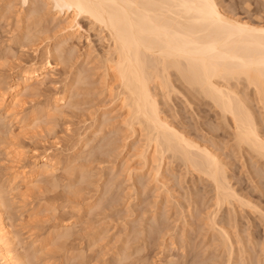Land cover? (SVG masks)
<instances>
[{
    "label": "rangeland",
    "instance_id": "1",
    "mask_svg": "<svg viewBox=\"0 0 264 264\" xmlns=\"http://www.w3.org/2000/svg\"><path fill=\"white\" fill-rule=\"evenodd\" d=\"M14 1L15 0H0V4L2 3L0 5V88H4L5 86L6 88L12 87L16 84L17 80L20 78L19 66H22V64H38L43 62L45 58L48 57L47 47L49 45L55 46L59 41L61 42L62 28L74 18H71V12H68L69 14H67V11L65 12L63 10L59 12L56 5L50 4L45 6V8L49 7L48 10L50 9L49 14V11L46 10V14L48 15L45 14V17H43L44 15L37 16V19L31 18L28 20L27 13L29 10H27L26 0ZM23 1L26 4L25 6ZM217 1L230 15H237V17L245 18L249 13L250 16L252 15V18L250 17L252 20H257L260 17H262V19L264 18V14L262 15L264 11V0ZM244 3L247 5L249 4L248 6H253V9L250 8L254 12L257 11L254 16L253 13H251L253 11H248L249 8H246L247 10H244L245 8L243 9ZM3 5L5 8H12L10 10L7 8L3 10ZM256 8L262 9V11L260 12L259 10L258 13ZM6 11H9V13L11 11V13L9 14ZM245 11H248L247 14ZM58 12L59 14H57ZM18 16L22 18H18ZM16 19L19 21L22 19V21L19 22ZM75 20L77 23L75 26L77 35H74V37H71L67 41L68 45L66 43L64 47L65 52L63 51L62 54L65 55L66 58L68 54H70L71 60H73V58L75 60L71 61L68 57L71 63H69V60H67L66 63V59H61L62 55H54L58 57L53 56L52 58V61L54 60L52 77L54 79L52 77H50L49 80L47 79L46 83H48V85L46 84L47 86H43L44 88L41 87L42 92L39 97H37V95L31 96L30 94H26L28 97L26 95L22 97L24 105L19 107V109L22 108L19 113L22 112L23 116L27 114V119H25V123L23 121V124L29 127L26 126L25 128L23 124L21 125L20 120L15 121L11 117L10 119L9 117L4 119L0 111V131H3L5 128L4 132L7 133L10 131L9 129H11L12 134L14 133V135L18 134L21 136V143L20 140L17 142L18 144L15 142L18 152L27 154L29 151L32 153L36 151L38 153L40 149L41 151L39 153L53 154V158L57 156L54 158L56 162L58 161L55 172L58 175L56 174L55 182L59 183L56 184H58L60 188H56L55 192L59 193V195H57L61 198H57L53 203H51L52 200L50 202L45 199H43L45 201L42 200V202L38 199L37 202L36 198H33L35 201L30 198L32 201L26 199V202H24L21 198L22 193L20 191L16 192V190H11L13 187L11 184L12 177L7 175V171L11 168L13 163H11V157H8L11 155H8V151L5 149L6 146H0V187L6 191L8 189L7 193L11 191L8 196L14 197H10L13 200L15 199V201L12 200L14 203L17 202V205L18 202L19 204L21 203L17 208L18 212L20 207L19 214L16 212L17 205L15 206L13 218L16 217V215L18 216L14 218L16 221L14 219V222L11 220V224H16V222H19V219H23V221L19 222L23 225H18L19 227L16 226V228H14L15 230L18 228L20 233H22L20 237H24V240L27 239L26 241L29 242L31 240H29L30 238L28 239V236L33 231L35 234L32 237L33 239H41L40 243L43 242V245H46V242L47 244L49 243L42 252L45 253L43 254L45 255L43 256L44 258L40 257L42 256L41 253L39 256L40 261L38 262L37 259L36 262L39 264H41V262L44 264V261L45 264H94L95 262L96 264H175L176 262V264H221L222 262V264H264V162L260 161L261 159L256 157L254 153L248 152L249 149H246L245 152H241L237 144H235L236 142L234 141L233 135H231L232 133L229 132L230 130H228L227 124L224 119L221 118L218 109L210 106L206 101L195 99L194 96L196 94H190L185 88L186 86L184 87L179 83L175 84L177 90H173V95L170 98H168V95L166 96L160 93L159 103L161 104V109L165 118H167L173 126L175 125L177 129L179 128V130L186 133L188 137L195 139V141L200 142V144H207L209 148L216 150L217 153L221 155L224 162H226L225 164L228 170V176L231 178V184L236 191H238L239 195L243 196L245 199H249L253 204H256L261 212H263L261 215V212L256 210L257 207H251V205L247 206V204L244 206L238 203L236 204L238 210L236 209L233 211L230 206L228 207L230 209L227 207H223L224 210L221 209V214L219 213V217L217 218L218 221L223 219L231 221L232 219L230 217L232 215L230 214L234 212L233 216H237V218H235L236 216H232L233 221H231L230 225L228 224L230 221L227 223L228 225L226 224L227 221H225V226L227 225L226 227L232 228H229L232 232L228 230L233 235V237L231 235L232 241H234L233 245L235 246L233 247L234 249L236 248V252L233 249L235 253H233V255L231 254V256L230 250H227L222 241L223 239H220L222 236L219 233L216 235L217 231L210 229L212 226L208 221V216L212 217L213 214L210 215V212H212V210L216 211V208L214 209L215 199L213 198L215 197L214 190L212 189L213 185L204 176L203 178L202 176L199 177L197 173L193 174L192 171L188 172L186 166L181 163L183 162L182 160L177 158L176 160L174 158L175 161L171 162L173 159V157H170L171 154L167 155V157L169 156V165L168 167L166 166L168 164L166 161L167 163L164 164L165 169H162V172L164 170V175L161 174L162 178L160 177L161 180L166 183L165 186L162 188V184L157 182L158 180L156 181L154 170L151 172L152 170L146 165H143V160L141 161L138 154L144 145L142 141H144L145 137H141L142 135H139V133H136L137 135H135V133L133 134L132 130L127 128V125H124L127 113L121 108L118 99L114 96L118 91L117 86L114 85V98L112 94L110 96L109 91L105 89L106 86L103 79L105 78L104 64L109 52L107 32L104 30L100 31L102 29L99 30V27H97L98 25L94 24L86 17L78 16ZM36 21L37 24H34ZM39 21L40 23L38 24ZM35 25L37 27H35ZM28 26H31L32 30L34 27L33 33L30 32L32 35L36 33L34 39L32 35V41L30 40L31 38H28L29 40H20L21 38L19 37L20 39H18L17 36H21V33L25 32ZM28 29L30 30V28ZM38 33L40 34L38 35ZM36 36L37 41H35ZM38 38L40 39L38 40ZM24 44L26 45L24 46ZM64 63H66V65ZM49 81L51 83L53 82V86ZM67 84L69 85L67 86ZM45 89L46 92L44 91ZM239 90H241L240 92L245 94V96L248 95L249 102L253 103L250 106L254 109L253 111L256 113L255 116L258 118L257 121H260L258 122L261 127L260 131L264 134L263 109L261 104L258 105L255 92H253L252 88L247 89L244 85H240ZM47 92L49 94L46 95ZM54 95L55 97H59L60 95H63V97L65 96L64 101L57 104L55 102V97H53ZM163 95H165V99ZM25 98L27 102L24 100ZM46 101H49V104ZM57 106L59 107L57 108L58 114L62 111V114L59 116L56 115L57 118L48 120L45 117H43L44 119L40 117L44 114L42 112L40 115V110H47L48 108L54 111ZM36 117H40L44 120L45 124L41 123V121L37 122V120L40 119H37L36 122L33 123ZM2 120L5 121L3 122ZM49 129L53 131L50 132ZM20 131L25 135L21 134ZM0 134L1 138L3 134L2 132H0ZM2 140L0 139V141ZM8 140H6V142ZM65 147L66 149L63 150ZM24 153L21 155V157H23L21 161L19 158V162L17 163L21 164L23 167L29 164L31 166L33 160L30 158L33 154L31 153L32 156L30 155L29 157V153L26 156H24ZM88 155L90 157L92 156V159L89 158ZM170 158L172 159L170 160ZM22 160L24 161L22 162ZM42 179L43 178H41V180ZM52 182L55 183L53 179ZM69 188L71 189L69 190ZM69 191H71L72 194ZM169 193L172 194L170 195ZM167 194H169V197ZM253 208H255V210ZM55 209L58 211H55ZM227 210L229 211L228 216H226L228 214ZM224 211L227 212L225 213ZM236 211L238 214H236ZM35 217L38 219H35ZM29 218H31L32 221ZM51 218L53 220H51ZM59 218L61 219L59 220ZM184 218L188 220L185 221ZM33 219L37 221H33ZM54 221L58 222L55 223ZM222 222H224V220ZM208 223L210 226H207ZM64 224H69V228L71 227L70 231L72 232L70 237L66 240L65 246L67 247H64V245L61 246L63 242H65V239H62L59 245V239L51 242L48 236L54 229H58V227L64 228ZM54 225L58 226L54 227ZM31 226L32 228H30ZM9 229L12 230L13 227ZM49 230L52 231L49 232ZM70 231L68 232L70 233ZM214 231H216L214 234L215 236L213 235ZM71 237L73 239H71ZM217 237H220V240ZM165 241L166 243H164ZM221 245H223V248ZM165 246L166 248H164ZM49 247L55 248H51L50 251ZM227 252L229 254H227ZM70 256L72 258H70ZM1 257L2 255L0 254V264H5L4 258ZM53 258L54 260H52ZM82 260L84 261L81 262Z\"/></svg>",
    "mask_w": 264,
    "mask_h": 264
},
{
    "label": "bare ground",
    "instance_id": "2",
    "mask_svg": "<svg viewBox=\"0 0 264 264\" xmlns=\"http://www.w3.org/2000/svg\"><path fill=\"white\" fill-rule=\"evenodd\" d=\"M24 1H23L24 6L27 4V8H28L27 10H29V12L27 13V17L29 18L28 20H30L31 18L37 19V16L44 15L43 17H45V14L47 13L46 10H48L49 8V7H46L47 8L46 9L45 6H48L50 4L56 5L59 12L62 10L65 12L67 11V14H69L68 12H71L72 16L71 15L70 16L71 18L72 17L74 18L73 20H70L67 23V25H65L62 28L63 32H62L61 42L59 41L57 45L54 44L55 46L49 45L47 47L48 55L47 54L46 55L48 57L45 58L44 61L42 60L43 62L38 63V64L37 63L35 64L29 63L25 65L22 64V66H19L20 78L17 80L16 84L13 85L12 87L6 88L5 85L7 84L4 83L5 87L0 88V111L2 112V117H4V119L6 117H9L10 119L11 117L15 121L20 120L21 125L23 124V121L25 123V119H27V114L26 116H23L22 112L19 113V111H21L22 109V108L19 109V107H22V105H24V101L22 97L26 94L28 95L30 94L31 96L37 95V97L41 95V92H42L41 87L43 86L45 87L46 84L48 85L46 81L47 79L49 80V78L52 77L53 75V72H52L54 68V62H53L54 60L52 61L53 56L56 54H58L57 56L62 55L63 51L65 52L64 47L66 43L68 45L67 41L71 37H74V35L75 36L77 35L76 33L77 29L75 28L77 23H76L75 18L78 16L86 17L88 20H90L94 24H97L98 25L97 27H99V30L102 29L100 31L104 30L107 32V37L109 40V45H108L109 52H108V55L106 56L107 58L106 59L104 58L105 59V64H104V67H105L104 77L105 78L103 79H104V84L106 86L105 89L109 91L110 96L111 94L113 96L114 95L113 92L115 88L114 85L117 86L118 91H117V94L114 96L118 99L119 105L121 106V108L124 109L127 113L126 114L127 118L126 120L124 119L125 120L124 125H127L128 126L127 128H130L133 134L135 133V135H137L139 133V135H142L141 137H145L144 141H142L144 143L143 145L144 147L142 146V149L141 150L139 149L140 153L137 152L140 156L141 161L143 160L142 161L144 163L143 165H146L150 170H152L151 172H153L154 170L155 172L154 177L156 176L155 178L156 181L158 180L157 182H160V184H162L161 185L162 188L165 186L166 183H164L161 180L162 178L161 174H163L164 172V170L162 172V169L164 168V164L168 162L166 166L168 167L169 165V156L167 157L168 154H171L170 157H173V159L170 158V160L172 159L171 162L175 161L174 158L180 159L183 161L181 163H183L186 166L188 172L192 171L193 174L197 173L199 177L204 176L205 178H207L213 185L212 189L214 190L213 192H214V197H215L213 198L215 199L214 209L216 208V211L212 210V212H210V215L213 214V216L212 217L208 216L209 218L208 221L212 226V228L210 229L217 231V232L214 231L213 235L216 232V235L217 233H219L222 236L221 238L220 237L219 238L223 239L222 241L224 242L227 250H230V255L231 254L233 255V253L236 252L235 251L236 248L234 249L235 247L233 245L234 241H232L233 240L232 239L233 235L231 234L232 230L229 229L231 227H226V226L228 224L230 225L231 221H233L232 216L234 215L235 212L230 214L232 215L230 217L232 220L231 221L229 220L230 222L225 219H223L224 222H222L223 220L218 221L217 218L219 217V213L221 212V209L224 210L223 207L228 208L229 206L233 209V211H235L237 209L236 208L237 203L240 205H244V206H246V204L247 206L251 205V207L253 206L255 208L257 206L256 204H253L249 199L247 198L245 199L243 196L239 195L238 191H236L234 186L231 184V180H230L231 178H229L228 176L229 174L227 172L228 170L225 164L226 162H224V160L221 158V155L217 153L216 150L209 148L207 144L206 145L200 144V142L195 141V139L188 137L186 133L179 130V128L177 129L175 125L173 126L169 122V120L165 118L162 112V109H161V104L159 103L160 101L159 96L161 95L160 93H163L166 96L168 95V98H170L173 95L172 94L174 92L173 90H177L175 84L179 83L180 85H183L184 87L186 86L185 88L190 92V94H194V95L196 94L195 96L193 95L195 99L197 100L200 99V101H206V103L208 102L210 106L218 109L221 115V118L224 119L225 123L227 124L229 128L228 130H230L229 132L232 133L231 135H233L234 141L236 142L234 143L237 144V146L239 147L238 149H240L241 152L242 151L245 152L246 149L247 150L249 149L248 152L254 153L256 157L261 159L260 161L264 162V134L263 132L261 133L260 131L261 127L258 124V122L260 121H257L258 118L255 116L256 113L253 111L254 109H252L250 106L253 103L249 102V98L247 97L248 95L245 96V94H242L240 92L241 90H239L240 85L241 86L244 85V87H246L247 89L252 88L253 92H255V97L258 101V105L261 104L262 106V109H263L262 117H264V22H263L264 18L262 19V17H260L258 19L256 18L257 20L255 19L252 20L250 19L252 15L250 16L249 13H248L249 17L247 16L248 18L247 17L243 18L239 16L237 17V15H230L224 10L225 8L223 9V7L219 5L217 0H26V4ZM246 3H244L245 4L244 6L246 7L243 6V9L245 8L244 10H247L249 8L248 11H250L251 8L253 9V6H248L249 4L247 5ZM73 4H84V5H88L89 7H86L83 11H77L75 8L65 7V5H73ZM209 5L215 6L216 14L219 17H223V21L213 17L212 9L208 7ZM5 6L3 10H5L6 8L9 9L8 7L5 8ZM257 10L259 13L260 9H257ZM261 11L262 9L260 10V12ZM6 12L9 13V11H6ZM59 12L57 14H59ZM247 12L245 11L246 14ZM255 12L254 11L251 12L253 13V16L255 15ZM49 13L50 11L48 12V14ZM263 14H264V11L262 15ZM18 18H22V17L18 16ZM20 21H22V19ZM39 23L40 21L38 22V24ZM34 24H37V21L36 23L34 22ZM243 26H246V27H243ZM35 27L37 26L35 25ZM28 28H30V30ZM33 30H34V27H33ZM33 30L31 29V26H28L26 28V31L22 32L21 36H17V38L18 39L21 38L20 40L31 38L30 40L32 41L34 39V36L36 35V33L33 35L30 34V32H32ZM40 33H38V35ZM35 38H36L35 41H37V36ZM40 38H38V40ZM25 45L26 44H24V46ZM69 55L70 54H68V57L71 60ZM57 56H54V57H57ZM64 56L65 55H62L61 59L62 58L63 60L66 59L65 61L67 63V60L69 59L68 57L66 58V56L65 57ZM73 60L75 59L73 58ZM71 61L69 63H71ZM66 63L64 64L66 65ZM174 78H177V79H174ZM52 83L51 85L53 86ZM68 85L69 84H67V86ZM44 91L46 92V89ZM191 91L192 92L194 91V92L192 93ZM47 94L49 93L47 92L46 95ZM28 95L26 96L28 97ZM165 95H163V98L165 97ZM53 97H55V95ZM64 98L65 96L63 97V95H60L59 97H55V102L58 104L64 101ZM24 100L27 102L26 98ZM47 103L49 104V101ZM57 108L59 107L57 106L55 110L53 109L54 111L47 108V110L44 109L45 112L44 110H40V112L39 111L38 112L40 115L42 112L44 113L43 116H40L42 119H44L43 117H45L46 119L51 120L53 118H57L56 115L59 116L60 114H62L61 113L62 111L60 112V114H58ZM37 117L35 121L33 120V123L36 122L37 119H40V120H37V122L41 121V123L45 124L44 120H42L40 117L39 118ZM48 120L46 121L49 122ZM2 121L4 122L5 120H2ZM32 129H35V128H32ZM4 130L0 131L3 134L2 135L3 138L2 136L0 138L1 140L3 139L2 141H0L1 143L0 146L2 147L3 145L4 147L5 145L6 146L5 149L8 151L7 152L8 155H11L8 157H11L12 161L11 160L10 161L13 164L11 165V168H9V170L7 171L8 172L7 175H10L12 177L11 184L13 187L11 186L12 187L11 190H16V192L20 191L22 193V197L21 196L20 197L23 199L24 202H26V199L29 200L30 198L32 199L36 198L37 202H38V199L41 202L43 199H45L50 202L52 200L51 203H53V201H56L57 198H61V197H58L59 193L55 192L56 188L59 187L58 185L59 183L55 182V177L58 175L57 173H55L57 169L58 161L56 162L54 158L57 156L53 158L52 157L54 156L53 154L50 155V154L39 153L41 151L40 149L38 153L36 151H34L33 153L29 151L28 152L29 157L31 153L33 154V156L31 155L32 157L30 158L33 160V163L31 166L29 164V165H24L23 167L21 166V164L17 163L19 162V160L21 161V158H23L21 157V155H23L24 153L23 152L21 154L20 152L17 151L18 149L17 142H19L20 140V143H21V138H20L21 136L18 134L14 135V133L12 134L11 129H9L11 132L7 129L9 131V132L6 131L7 133H5ZM52 131L50 130V132ZM21 134L25 135L24 133H21ZM6 140H8L9 142L8 141L6 142ZM48 149H51V148H48ZM64 149H66V147L63 148V150ZM27 154L24 153V156H26ZM91 157L89 156V158ZM24 160H22V162ZM58 171H59V168H58ZM41 178L43 179L41 180ZM51 178L53 179L55 183L52 182ZM70 189L71 188H69V190ZM7 191L0 187V254L4 258L5 264H39L38 263L40 261L39 256L43 252V250L46 249L49 243L47 244L46 242V245H43L42 244L43 242L40 243L41 239H38V240L35 238L33 239L32 237L35 234L33 233L32 230H31L32 232L28 236V239L30 238L29 240L31 241L28 242L26 241L27 239L24 240L25 239L24 237L23 238L20 237L22 233H20L18 228L16 230L14 228H16V226L17 227H19L20 225L22 226L23 224L19 222L23 221V219L22 220L19 219V222H18L19 224L17 222L16 224L15 223L11 224V220H13L14 218L18 216L16 215V217L13 218V214L15 213L13 211L15 210V206L17 205V202L15 203L13 202L15 201V199L14 200L11 199L13 196L12 197L8 196V194H10L11 191L8 193ZM166 191L168 192L169 190H166ZM169 194L171 195L172 193H169ZM169 194H167L168 197H169ZM32 199H30V201H32ZM33 200L35 201V199ZM47 201H46V204H47ZM37 202H36V205H37ZM20 204L18 202V205L16 206V212ZM22 205L24 206V203ZM239 207H242V206H239ZM255 208L253 209L255 210ZM19 210H20V207L18 209V212ZM256 210L260 211L258 207L256 208ZM55 211H58V210L55 209ZM18 212L17 214H19ZM227 213L228 214L226 216L229 215V211ZM262 213L263 212H261V215ZM236 214H238L237 211H236ZM54 218H57V217H54ZM186 218H184L185 221L188 220ZM204 218H207V217H204ZM235 218H237V216ZM35 219H38V218L35 217ZM60 219L61 218H59V220ZM51 220L53 219L51 218ZM33 221H37V220L33 219ZM225 221H227L226 224L229 222L226 226H225ZM54 222L57 223L58 221H54ZM208 224L207 226H210V224L209 225ZM10 226L13 227L12 230L9 229L11 228ZM55 226H58V225H54V227ZM175 227H180V226H175ZM30 228H32V226ZM62 228L63 227H60V228L58 227V229H54V230L52 229L53 232H51L52 230L51 231L49 230V232L51 233L50 234L48 233L49 234L48 236L51 242L53 240L59 239L58 244L60 243V241H62V239H65L64 240L65 242H63V244L61 243L62 244L61 246L64 245V247H67L65 246V243L68 237H70L72 233L70 231L71 227L69 228V224H64V228H63L64 230ZM68 231H70V233ZM72 237L71 239L74 238ZM164 243H166V241ZM166 246L164 248H166ZM221 246L223 248V245ZM49 248L51 251V248H55V247H49ZM233 249L235 252L233 251ZM43 254L45 253H42V256H40L41 258L45 256ZM227 254L229 253L227 252ZM70 258L72 257L70 256ZM37 259H38V262H36ZM55 259H58V258H55ZM52 260H54V258ZM83 261L84 260H82L81 262ZM44 264H45V261H44ZM94 264H96V262Z\"/></svg>",
    "mask_w": 264,
    "mask_h": 264
},
{
    "label": "snow or ice",
    "instance_id": "3",
    "mask_svg": "<svg viewBox=\"0 0 264 264\" xmlns=\"http://www.w3.org/2000/svg\"><path fill=\"white\" fill-rule=\"evenodd\" d=\"M65 7L75 8L77 11H83L86 7H89V6L88 5H84V4H73V5H65ZM208 7H210L212 9V15H213L214 18L223 21V17H219L216 14L214 5H209ZM243 27H246V26H243Z\"/></svg>",
    "mask_w": 264,
    "mask_h": 264
}]
</instances>
